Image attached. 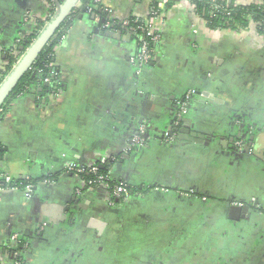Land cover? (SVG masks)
I'll list each match as a JSON object with an SVG mask.
<instances>
[{"label": "crops", "instance_id": "0c3cea01", "mask_svg": "<svg viewBox=\"0 0 264 264\" xmlns=\"http://www.w3.org/2000/svg\"><path fill=\"white\" fill-rule=\"evenodd\" d=\"M151 1L103 3L122 21L146 19ZM49 11L47 0H0V84L16 65L8 56ZM165 11L156 58L141 71L132 63L136 37H110L101 15L77 12L54 50L62 92L45 102L25 94L6 107L1 179L58 180L41 181L30 200L15 188L0 192V264L13 263L2 246L14 235L27 242L26 264H264V38L255 21L208 30L191 0ZM189 94V129L208 145L166 140ZM243 123L254 155L235 156L231 140ZM141 127L144 151L120 161ZM105 165L135 190L115 208L108 193L64 174ZM234 203L249 208L244 218Z\"/></svg>", "mask_w": 264, "mask_h": 264}, {"label": "trees", "instance_id": "16d2710c", "mask_svg": "<svg viewBox=\"0 0 264 264\" xmlns=\"http://www.w3.org/2000/svg\"><path fill=\"white\" fill-rule=\"evenodd\" d=\"M60 3H63L64 0H59ZM161 0H152L151 1V11L161 12L159 10V3ZM194 7L195 12L206 22L207 27L210 30H233L240 31L245 30L250 21H255L258 24V32L262 36H264V5H251V6H236L235 0L229 1H220V0H191ZM87 5L92 7V11L101 15L103 19H106L107 16L105 14L96 11L94 7V0H84ZM172 7V3L167 6L168 9ZM130 20H138L142 19L131 18ZM67 24L63 26L60 31L58 38L53 42L51 47H48L44 50V52L40 55L39 59L34 64L32 70L23 78L21 83L15 89L9 100L5 103L2 108V113H0V122L3 120L5 115L6 107L13 101L15 98L20 97L25 94L33 95L36 99H42L47 96L58 94L62 92L63 87L60 83V70L55 66V57H54V49L59 44L62 35L64 34V29ZM43 27V24H41ZM37 28L31 35H29L26 41H23L19 44L16 55L11 52L8 56V61L10 65L17 64L18 60L23 56V52L20 51L21 47L28 48L29 45L35 40L38 36L42 27ZM114 30H121V27L118 24L113 25ZM156 50V48L152 47ZM10 69V67H9ZM45 80H49L48 83H45ZM3 156V149L0 147V159ZM111 164V163H110ZM97 173L96 175L91 173L89 170L86 171L84 175H82V180L84 181L86 187H90V183H93L97 180L99 176H108L109 175V167L104 166L102 168L96 166ZM47 179L48 182H53L58 180V176H52L50 178H44L42 180L35 179H27L15 181L7 184L3 179L0 178V189H11L15 188L21 191L25 190V187L28 185H32L36 187L39 183L45 182ZM125 181H112L109 182L111 188L124 185ZM95 186V185H91ZM127 186V184H126ZM128 192L133 194L135 190L129 186H127ZM111 201L114 204H118L120 200L112 198ZM27 242L24 239H21L18 243L8 242L4 246H2V250L4 254L11 259L12 262L26 264V260L24 257L25 246Z\"/></svg>", "mask_w": 264, "mask_h": 264}, {"label": "water", "instance_id": "95a60500", "mask_svg": "<svg viewBox=\"0 0 264 264\" xmlns=\"http://www.w3.org/2000/svg\"><path fill=\"white\" fill-rule=\"evenodd\" d=\"M54 4L56 6L55 12L49 22L43 27V29L39 32L38 36L35 40L29 45L28 48L21 47L20 51L23 52V56L18 60L17 64L10 71L8 76L3 80L0 84V112L2 111L3 106L9 100L15 89L21 83L23 78L32 70L34 64L39 59L40 55L44 52V50L48 47H51L53 42L58 38L61 29L65 24H68L73 16L79 11H83L84 13L92 12L90 10V5H86L84 0H64L63 3H60L59 0H54ZM87 6V7H86ZM51 9V8H50ZM95 14V13H94ZM96 15V14H95ZM95 17V16H94ZM82 16L79 18L81 19ZM108 19H103V29L106 31V35L110 37H115L116 33L113 31L114 29L105 28V24H107ZM121 27V30L117 32V35H121L123 31L128 33L130 36L133 35L128 29ZM134 36V35H133ZM51 96V95H50ZM50 96H47L46 99L42 98V101L45 102L50 99ZM144 97V96H143ZM178 121L182 123L183 128L173 130L174 123ZM191 123L190 119L183 118L178 119L175 117L171 126L168 128V135L170 137H174L179 140H187L184 136H191L193 141H197L198 143L205 144L206 141H210L207 137L203 135H199L197 133H191V128L189 129V125ZM250 136L249 127L246 123H243L239 126L238 132L235 134L234 138L231 140L233 145V155L235 156H244L248 155L251 152V146L254 142V135ZM142 138L147 140V136L142 135ZM246 141V146L243 148L242 153L240 154L239 150L235 148V142L239 139ZM189 140V139H188ZM208 145V143H206ZM128 156H124L127 160H130L132 154L129 152ZM254 155V154H252ZM23 180V179H22ZM237 209L231 210L232 212L245 214L249 212V208L246 207H236ZM244 218V216H242Z\"/></svg>", "mask_w": 264, "mask_h": 264}, {"label": "built area", "instance_id": "2783aa9c", "mask_svg": "<svg viewBox=\"0 0 264 264\" xmlns=\"http://www.w3.org/2000/svg\"><path fill=\"white\" fill-rule=\"evenodd\" d=\"M176 1H179V0H161L159 3V10L161 12L150 11L149 16L146 19H142L141 21L130 20V19L119 21L116 18V16L114 15V11L110 7H107L103 3V0H94V7L93 8L95 10L99 11L100 13L105 14L107 16L108 21H107V24H105V28L113 29V25L118 24V25H121L122 27H125L131 33H133L134 37H136V40H137L138 54L134 59H132V63H133V65H135L139 69V71H141V70H144L145 68H147L149 65H151L156 58V51L152 47L156 48L157 45L161 41V36L157 31L158 22H159L161 16H163V15L165 16V12L167 11V10L165 11V9H168L167 6L172 3V7H174ZM220 1H227V0H220ZM47 3L49 5V8H51V9H50L49 13L44 18V26L52 18L53 14L55 12V9H56V6L54 4V0H47ZM90 10L92 11V7L90 8ZM162 12H164V13H162ZM251 22H253V21L251 20ZM255 24L257 25V29H258V24L257 23H255ZM43 27H42V29H43ZM208 30H210V29L208 28ZM210 31H215V30H210ZM54 53H55V51H54ZM15 54H17V53L15 52ZM48 82H49V80H45V83H48ZM58 95H59V93L53 94V97L58 96ZM192 96H193V94H189L187 96L186 100L183 103L179 104L180 105V114H179L180 116H185L187 114L188 107L190 106L191 101H192ZM2 112L3 111H1L0 113H2ZM140 130L142 132L143 128L141 127ZM132 145H133V148L134 147L135 148L143 147V141L138 136H135L134 138H132ZM132 145L129 146L130 148L128 149L127 152L133 151ZM86 171H87L86 168H80L77 166H68L65 169L64 174H68L70 172H73L75 174V176H81V175L85 174ZM89 171L95 175L97 173L96 168H93ZM109 182H111V179L109 177L99 176L96 181H94L93 183H90V186L95 185V184L97 186H100V188L103 189V192L108 193L110 195L109 205H110V207H114V203L111 201V198H115L117 200H123L125 198V196L128 194V190H127V187L125 184L124 185H118V186L111 188L109 185ZM44 183L48 184L49 182L45 181ZM35 189H36V187H34L32 185H28L25 187V190L23 192L25 194V197L28 200H30L33 197V193H34ZM8 190L9 189H6V190L0 189V192L1 191H8ZM20 241H21V239L17 235L12 236L11 240H10V242H12L14 244L18 243ZM25 248H26V246H25ZM12 264H21V263L13 262Z\"/></svg>", "mask_w": 264, "mask_h": 264}, {"label": "flooded vegetation", "instance_id": "af4514ba", "mask_svg": "<svg viewBox=\"0 0 264 264\" xmlns=\"http://www.w3.org/2000/svg\"><path fill=\"white\" fill-rule=\"evenodd\" d=\"M194 96H192V101H191V104H190V106L188 107V111H187V114H188V112H189V109H191V107L193 106V103H194ZM184 101H182V102H178L177 103V109H178V112H179V114H180V103H183ZM178 114V119H183V118H186V116H187V114L185 115V116H180ZM181 124L182 123H179L178 121H176L175 123H174V126H173V130H175V129H180L181 128ZM241 125V124H240ZM142 135H144V134H141V131H139L138 132V134H136V135H133V138L135 137V136H138L142 141H143V147H140V148H133V145H132V138H131V142H130V144H129V146H131L132 145V150L133 151H131L130 153L132 154V156H135V157H138V155H140V154H142V152L144 151V149H145V145H146V141H145V139L144 138H142ZM175 136H176V134L174 135V137H170L168 134H167V138H166V140L167 141H170V143H172L171 141H173V140H175ZM249 137H251V136H249ZM247 144H246V141H243L242 140V138L241 139H239V140H237L236 142H235V148H237L238 150H239V152H240V154L241 155H243V153H242V150H243V148L246 146ZM130 148V147H129ZM128 148V149H129ZM128 150H126V152L125 153H121V155L118 157L119 159H121L120 161H123L124 160V156H128L129 154V152H127ZM234 152V151H233ZM250 154H254V152H250ZM119 162V160L118 159H112V163H114V162ZM93 168H96V166H93V167H91V169H93ZM90 168L89 169H87L86 168V170H91ZM97 169V168H96ZM68 176H75V174L73 173V172H70V173H68L67 174ZM84 175V174H83ZM82 175L81 176H78V178L80 179V182H81V184H83L84 186H85V189L86 190H92V191H95V192H97V193H99V192H101V191H103V189H101L100 188V186H97L96 184H95V186H90V187H86V185H85V183H84V181L82 180ZM107 177H109L110 178V174L107 176ZM111 179V178H110ZM112 180V179H111ZM113 181V180H112ZM127 187V186H126ZM155 189V188H154ZM156 190V189H155ZM130 192H128V194H129ZM194 194H195V192L194 191H190V192H188V193H186V194H182V196L183 197H185V198H191L192 196H194ZM112 199V198H111ZM121 201V200H120ZM233 205H235V206H237V207H244V205H237V203H234ZM110 206V205H109ZM117 206V203L116 204H114V207H111V208H115Z\"/></svg>", "mask_w": 264, "mask_h": 264}, {"label": "rangeland", "instance_id": "374dc122", "mask_svg": "<svg viewBox=\"0 0 264 264\" xmlns=\"http://www.w3.org/2000/svg\"><path fill=\"white\" fill-rule=\"evenodd\" d=\"M264 38V36H262Z\"/></svg>", "mask_w": 264, "mask_h": 264}]
</instances>
